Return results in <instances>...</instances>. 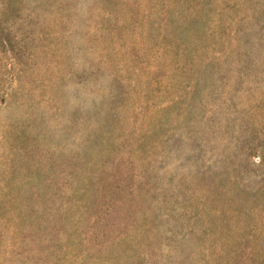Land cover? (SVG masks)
<instances>
[{
  "label": "rangeland",
  "instance_id": "rangeland-1",
  "mask_svg": "<svg viewBox=\"0 0 264 264\" xmlns=\"http://www.w3.org/2000/svg\"><path fill=\"white\" fill-rule=\"evenodd\" d=\"M0 264H264V0H0Z\"/></svg>",
  "mask_w": 264,
  "mask_h": 264
}]
</instances>
